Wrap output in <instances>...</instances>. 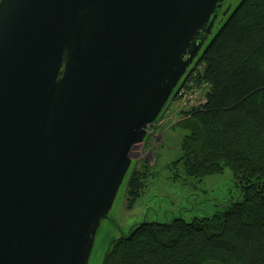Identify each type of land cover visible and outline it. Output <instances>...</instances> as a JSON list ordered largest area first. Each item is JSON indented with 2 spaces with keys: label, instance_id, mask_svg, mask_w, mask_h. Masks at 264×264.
<instances>
[{
  "label": "water",
  "instance_id": "95a60500",
  "mask_svg": "<svg viewBox=\"0 0 264 264\" xmlns=\"http://www.w3.org/2000/svg\"><path fill=\"white\" fill-rule=\"evenodd\" d=\"M225 1L0 0V264L90 263Z\"/></svg>",
  "mask_w": 264,
  "mask_h": 264
},
{
  "label": "trees",
  "instance_id": "16d2710c",
  "mask_svg": "<svg viewBox=\"0 0 264 264\" xmlns=\"http://www.w3.org/2000/svg\"><path fill=\"white\" fill-rule=\"evenodd\" d=\"M221 13L183 86L208 92L173 126L185 133L176 164L196 180L230 170L244 200L191 223H144L112 244L104 264H264V0ZM150 168L132 165L128 210L143 197Z\"/></svg>",
  "mask_w": 264,
  "mask_h": 264
},
{
  "label": "rangeland",
  "instance_id": "374dc122",
  "mask_svg": "<svg viewBox=\"0 0 264 264\" xmlns=\"http://www.w3.org/2000/svg\"><path fill=\"white\" fill-rule=\"evenodd\" d=\"M241 2L226 0L222 13L230 5L233 7L231 17ZM217 32L218 29L213 31L209 42ZM195 66L196 62L192 70ZM207 92V85L196 88L189 84L182 97L170 101L157 127L148 130L146 141L133 150L134 165L137 162L139 167H151L144 195L134 210H128L125 181L110 212V219L102 222L89 264H104L112 244L128 238L144 223L168 224L175 219L191 223L212 218L232 203L244 200L242 189L230 170L227 169L223 175L196 180L187 175L181 164H176L182 157L181 143L185 133L173 126L183 112L204 104Z\"/></svg>",
  "mask_w": 264,
  "mask_h": 264
},
{
  "label": "built area",
  "instance_id": "2783aa9c",
  "mask_svg": "<svg viewBox=\"0 0 264 264\" xmlns=\"http://www.w3.org/2000/svg\"><path fill=\"white\" fill-rule=\"evenodd\" d=\"M183 91H184V88H182L180 91H179V93H178V97L180 96V97H182L183 95Z\"/></svg>",
  "mask_w": 264,
  "mask_h": 264
},
{
  "label": "flooded vegetation",
  "instance_id": "af4514ba",
  "mask_svg": "<svg viewBox=\"0 0 264 264\" xmlns=\"http://www.w3.org/2000/svg\"><path fill=\"white\" fill-rule=\"evenodd\" d=\"M224 7V6H223ZM227 9V8H226ZM223 10V8L222 9H220V11H222ZM225 12V11H224ZM223 12V13H224ZM223 15V14H222ZM219 20V16H218V19L216 20V24H217V21Z\"/></svg>",
  "mask_w": 264,
  "mask_h": 264
}]
</instances>
